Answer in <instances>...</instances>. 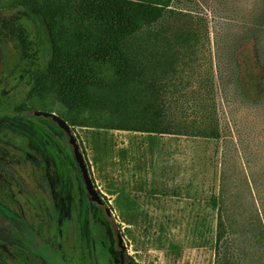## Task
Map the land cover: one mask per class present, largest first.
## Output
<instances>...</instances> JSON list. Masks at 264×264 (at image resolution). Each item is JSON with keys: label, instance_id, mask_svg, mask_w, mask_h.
<instances>
[{"label": "rangeland", "instance_id": "obj_1", "mask_svg": "<svg viewBox=\"0 0 264 264\" xmlns=\"http://www.w3.org/2000/svg\"><path fill=\"white\" fill-rule=\"evenodd\" d=\"M33 2L35 0H0V10L3 18L25 14L33 26L34 40L43 47L39 66H44L49 38ZM172 8L176 13L167 14L164 22L172 28L166 31L167 35L184 22L195 36L187 49H181L182 54L185 53L179 57L178 73L168 85V89L175 92L171 105L176 117L179 112L190 119L204 114L207 124L218 123L224 137L228 132V109L216 66V33H220L222 51L226 54L231 23L242 25L256 19L254 15L263 13L264 0H173ZM19 52L15 37L0 43V99L4 106L0 118H5L3 122L6 123L0 125V156L18 165L20 185L29 193L35 192V197L46 198V212L57 214L62 229L66 228V223L73 229L75 224H80V233L87 242L86 253L91 251L88 239L92 223L104 224L110 242L104 264H123L122 249L116 248L117 236L105 213L93 206L87 196L63 129L56 122L35 115L37 110H52L40 107L33 96L28 97L31 85L24 81L22 73L28 64L20 59ZM22 101L30 109L19 112L15 105ZM69 124L97 190L116 217L130 255L129 264H264L262 245L246 251L233 250L230 244L217 249L218 212L210 198L218 191L214 176L220 165L216 166L218 148L212 138ZM223 137L221 142L225 140ZM222 147L221 144L220 155ZM26 152L35 155V173L25 161L23 164L16 161ZM31 173L35 175V184ZM17 196H20L17 192L0 184L1 198ZM5 203L7 208L26 212L13 201ZM36 212L35 243L29 236L25 245L19 241L25 239L23 233H11L0 225V264L4 260L1 252L5 237L11 251L17 247L19 251H29L38 264H63L60 256L43 241L49 232L40 222L43 210L35 209ZM9 218L14 229L25 226V222L13 214ZM16 234L18 236L14 237ZM232 238L226 235L225 243ZM9 255L15 260L12 253Z\"/></svg>", "mask_w": 264, "mask_h": 264}, {"label": "trees", "instance_id": "obj_2", "mask_svg": "<svg viewBox=\"0 0 264 264\" xmlns=\"http://www.w3.org/2000/svg\"><path fill=\"white\" fill-rule=\"evenodd\" d=\"M172 1L35 0L49 38L45 65L39 66L43 47L23 13L0 19V43L17 38L20 59L28 64L22 70L31 85L28 97L73 125L212 138L220 165L218 191L210 198L218 212L217 249L264 246V9L251 22L231 23L226 54L216 33L228 109L223 137L204 114L176 117L171 105L175 92L168 85L178 73L181 49L195 36L184 22L167 35L172 28L165 18L176 13ZM15 109L30 108L22 101ZM226 235L231 242L225 243ZM57 238L55 232V248ZM109 243L106 226L93 222L87 262L104 264ZM78 250L73 259H80Z\"/></svg>", "mask_w": 264, "mask_h": 264}, {"label": "flooded vegetation", "instance_id": "obj_3", "mask_svg": "<svg viewBox=\"0 0 264 264\" xmlns=\"http://www.w3.org/2000/svg\"><path fill=\"white\" fill-rule=\"evenodd\" d=\"M0 12H1L0 19H2L3 18L2 17V11L0 10ZM2 104H3V102L0 99V106H1L0 110L2 108H4V106H2ZM4 119L0 118V125L6 124L3 122ZM31 121L35 124V120L31 119ZM1 129L3 130V129H5V127L1 126ZM70 150L73 153L72 148H71V143H70ZM73 156H74V153H73ZM19 158L20 159H17L16 161L20 162L21 164H23V162L25 161L26 164L29 166V168L32 169V172L35 173V155H34V153L26 152L24 154V157L22 155H20ZM74 159H75V156H74ZM12 161L13 160H8V159L4 158L3 156H0V184L5 189H9L11 192H17L20 196L13 197V198L12 197H9V198H1L0 197V206H2V208H3V211L0 212V225L3 226L5 229L9 230L11 233H15V232L20 233V234L23 233L25 236V239L21 238V239H19V241L24 242L25 245H27L29 240H30L29 236L33 237L32 243H35V232H36L35 216L38 215L37 212L35 213V209L38 212L43 210V212L40 213L42 215V217H41L42 220H40V222L42 224V227H44L45 231L49 232L48 235L45 234V238H43V241L60 256V258L62 259V263L63 264H93L91 262L88 263L86 260L87 255H88V253H86L87 252V242H86V239H84L80 233V224L78 226L75 224V227L73 229V227L69 228L68 224L66 223L65 224L66 228L62 229L63 227L61 226V223L59 222V220H57V216H56L57 214H55L53 212H46V210L44 208L45 207L44 206V200L46 198L44 199L43 197H38V196L35 197V192L29 193V190H25V188H23L24 186L20 185L21 179H22L21 174L19 173L20 168L18 167V165H15V163H13ZM75 161H76V159H75ZM76 163H77V161H76ZM77 166H78V163H77ZM78 169H79V166H78ZM34 173L33 174L31 173V178L35 184ZM80 173H81V171H80ZM81 175H82V173H81ZM82 180H83L84 190H85L87 196L89 197V194L87 192V189H86V186L84 183L83 176H82ZM89 199H90V197H89ZM7 200L13 201V203L15 205H18L19 208L22 209V211L26 210V212L19 213L18 208L16 211H14L12 208H7V206L4 205V204H7V203H5V201H7ZM90 201H91V199H90ZM99 210H101V209H99ZM101 211L104 212L103 210H101ZM11 214H13L17 219L25 222V226L23 225L22 229H17V230L14 229V224L9 218L11 216ZM105 215H106V213H105ZM106 218H107V216H106ZM29 220H30V222H27ZM109 222L111 223L110 220H109ZM55 226H56V229H55ZM111 226H112V223H111ZM55 232H57V234H58V238L56 240V248L54 246L55 245L54 244L55 243V239H54ZM112 232L115 236H117V234L113 231V228H112ZM39 234H40V232L37 233V235H39ZM78 235H79V239H77ZM17 236H18V234L14 235V237H17ZM15 240H16V242H19L18 239H15ZM88 242H89V239H88ZM117 242H118V236H117ZM117 242H116V248L122 249V254H123V250L125 249V246L124 247H117ZM77 246L79 247V250H78V253L80 254L79 260L73 259V252L74 253L77 252ZM13 248L14 247H12V249ZM14 249L11 251L8 247L7 237L3 238V248H2L1 255H2L4 260L1 262L2 264H38V262L35 261V255L34 254H31L29 251H22V250L19 251L20 248H18V247H17V249H15V250ZM61 250L65 252L66 257L61 254V252H60ZM9 252L12 253V257H14L15 260H13V259L11 260L9 258V256H10ZM90 254H91V252H90ZM129 261H130V259H129ZM94 264H99V263H94ZM123 264H124V258H123ZM128 264H129V262H128Z\"/></svg>", "mask_w": 264, "mask_h": 264}, {"label": "water", "instance_id": "obj_4", "mask_svg": "<svg viewBox=\"0 0 264 264\" xmlns=\"http://www.w3.org/2000/svg\"><path fill=\"white\" fill-rule=\"evenodd\" d=\"M0 15H1V12H0ZM35 115L39 118H44V119L56 122L64 130L66 138L71 143L72 151L78 163L79 169L82 173L84 183H85V186H86V189H87V192L89 194L92 204L106 213L107 218L112 223L113 231L118 236L117 247H124L125 246L124 239L119 230L118 222L113 213V210L111 209L109 203L105 201V199L103 198V196L100 194V192L97 190L95 186V183L93 181V178L91 176V173L88 167V163L85 159V156L83 154V151L77 139L75 138L76 135H75V132L72 126L69 124V122L66 119H64L62 116H60L59 114L53 111L37 110L35 112ZM123 258H124V264H128L130 255L126 248L123 250Z\"/></svg>", "mask_w": 264, "mask_h": 264}]
</instances>
